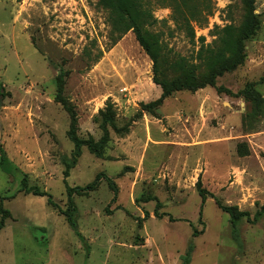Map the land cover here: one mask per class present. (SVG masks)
I'll list each match as a JSON object with an SVG mask.
<instances>
[{
  "label": "rangeland",
  "instance_id": "1",
  "mask_svg": "<svg viewBox=\"0 0 264 264\" xmlns=\"http://www.w3.org/2000/svg\"><path fill=\"white\" fill-rule=\"evenodd\" d=\"M142 1L151 2L158 21L149 29L170 61H197L200 38L213 44L218 28L239 26L245 13L241 0H212L213 14L193 24L192 38L170 8ZM255 5L261 27L243 65L215 87L176 92L149 113L141 105L162 94L152 61L132 31L119 38L99 0H0V145L15 167L8 176L0 166V208L10 212L0 264H183L190 245L188 264H264V216L244 218L236 235L216 202L252 218L264 206V115L240 93L251 87L264 98V0ZM62 72L80 138H101L99 110L109 101L117 127L129 130H111L103 158L82 148L66 182L74 145L68 113L55 101ZM100 173L117 191L102 178L73 195L82 238L47 197L19 192L26 175L66 210V183L85 187ZM199 179L215 196L204 204Z\"/></svg>",
  "mask_w": 264,
  "mask_h": 264
},
{
  "label": "trees",
  "instance_id": "2",
  "mask_svg": "<svg viewBox=\"0 0 264 264\" xmlns=\"http://www.w3.org/2000/svg\"><path fill=\"white\" fill-rule=\"evenodd\" d=\"M20 1V0H19ZM244 7L243 21L239 26L232 24L218 28L213 44H206L205 38L201 37V47L197 53V61L191 62L184 57L176 58L172 61L164 58L163 47L157 34L150 31L149 27L157 23L152 10L151 2L142 0H99L100 5L109 13V20L119 33V38L129 31L135 34L136 40L152 61L153 81L162 89L159 99L142 104L141 109L152 113L155 108L163 105L164 101L176 92L190 91L197 92L208 86L215 87L217 79L224 74L235 71L243 65L246 59V43L251 40L260 30L261 21L256 11V0H241ZM153 5L168 7L171 9V17L180 30L192 38L195 37V27H199L208 21L213 14L212 0H153ZM167 60L168 66L163 68L162 62ZM65 74L62 72L56 79L55 101L62 105L69 116V129L67 136L73 143L74 149L71 158L65 161V182L69 177V171L76 165L78 158L82 155V148L88 150L98 158L104 157V151L111 140V130L119 134H127L128 128H118L116 124L115 105L109 101L103 109L99 110V122L102 136L95 140L92 136L82 139L78 135V115L74 105L64 95ZM244 98L252 104L255 116L264 115V98L251 87L240 92ZM0 95L2 96V85L0 84ZM0 166L8 176L15 175V167L8 158L4 148L0 145ZM102 178L108 181L109 186L116 194L117 188L114 181L104 173L97 175L96 179L85 187H71L66 183L67 209L62 210L53 200V196L47 191L41 190L36 185H29L26 175L21 179L19 192L33 194L35 196L47 197V203L52 208L66 217L76 234L82 238L78 231L76 219V209L73 195L78 192L95 190ZM198 193L205 201L215 196L202 186L201 179L197 182ZM219 208L228 213L231 225L236 235L238 234V224L246 218L248 222L256 223L261 216H264V206L255 213L253 218L248 211H241L237 206H225L216 199ZM159 204H157L158 206ZM2 218L0 229L5 226V220L10 216V212L3 207L0 208ZM156 216L162 218L156 211ZM171 220L173 218L170 217ZM199 232L194 229L193 236ZM192 245L187 249L183 264H188L191 259Z\"/></svg>",
  "mask_w": 264,
  "mask_h": 264
}]
</instances>
